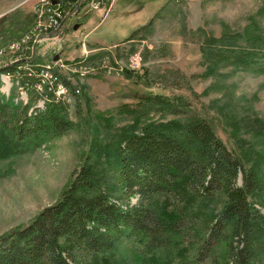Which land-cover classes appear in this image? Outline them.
Wrapping results in <instances>:
<instances>
[{
	"label": "trees",
	"instance_id": "1",
	"mask_svg": "<svg viewBox=\"0 0 264 264\" xmlns=\"http://www.w3.org/2000/svg\"><path fill=\"white\" fill-rule=\"evenodd\" d=\"M216 42L207 39L201 47L209 71L234 65L230 48H215ZM35 60L41 62L38 55ZM259 65L264 72V61ZM14 69L0 66V159L74 125L54 98L37 107L32 92L25 102L15 98L14 87L4 94L1 74ZM17 74L24 76L21 68ZM145 104L137 114L170 117L144 124L137 117L107 144L93 136L56 200L0 235V264H98L128 256L136 264H264L259 163L247 166L204 117L188 112L183 97L154 93ZM215 196L218 210L208 204Z\"/></svg>",
	"mask_w": 264,
	"mask_h": 264
},
{
	"label": "rangeland",
	"instance_id": "2",
	"mask_svg": "<svg viewBox=\"0 0 264 264\" xmlns=\"http://www.w3.org/2000/svg\"><path fill=\"white\" fill-rule=\"evenodd\" d=\"M39 3L0 0V46L29 31ZM211 38L217 41L213 47L225 44L231 58L250 66L234 60V65L223 63L207 70L201 47ZM97 44L110 46L103 49ZM99 52L107 59L77 83L80 96H70L66 104L73 127L0 159V235L28 222L56 200L93 136L107 144L117 128L137 117L140 124L169 118L158 111L137 114L154 93L183 97L188 112L204 117L247 166L259 163L264 179V72L258 69L264 61L262 0H103L94 8L85 4L58 34L38 45L34 56L47 63L54 56L75 59ZM133 54L138 67L131 68ZM2 82L4 94L14 87L15 98L25 101L15 84ZM220 199L215 196L208 203L210 209L218 210ZM259 203L257 207L264 211V196ZM183 245L192 255L188 243ZM98 264L136 262L128 256Z\"/></svg>",
	"mask_w": 264,
	"mask_h": 264
},
{
	"label": "built area",
	"instance_id": "3",
	"mask_svg": "<svg viewBox=\"0 0 264 264\" xmlns=\"http://www.w3.org/2000/svg\"><path fill=\"white\" fill-rule=\"evenodd\" d=\"M96 3L102 4L103 0H74L66 4L59 0L54 4L52 0H40L34 11V21L29 31L20 38L0 46V66L15 65L17 69L21 68L24 79L17 74V69H14L2 73L1 80L15 84L19 95L25 94V101L28 93L34 92L39 99L36 102L37 107H42L44 101L50 98L65 105L69 103L70 96L76 97L81 91L77 83L80 85L88 75L94 74L93 72L98 69V63H103L107 59V54L95 60L87 54L75 59L54 56L50 62L42 63L35 60L34 52L43 41L58 34L66 26L68 19L78 13L85 4L94 8ZM137 59V54H133L131 68L138 67Z\"/></svg>",
	"mask_w": 264,
	"mask_h": 264
},
{
	"label": "water",
	"instance_id": "4",
	"mask_svg": "<svg viewBox=\"0 0 264 264\" xmlns=\"http://www.w3.org/2000/svg\"><path fill=\"white\" fill-rule=\"evenodd\" d=\"M52 3H56V0H52ZM77 27H78L77 24H74L72 28L73 30H75Z\"/></svg>",
	"mask_w": 264,
	"mask_h": 264
},
{
	"label": "crops",
	"instance_id": "5",
	"mask_svg": "<svg viewBox=\"0 0 264 264\" xmlns=\"http://www.w3.org/2000/svg\"><path fill=\"white\" fill-rule=\"evenodd\" d=\"M99 47L101 46V47H107V46H110V44H97ZM112 45H114V44H112Z\"/></svg>",
	"mask_w": 264,
	"mask_h": 264
}]
</instances>
